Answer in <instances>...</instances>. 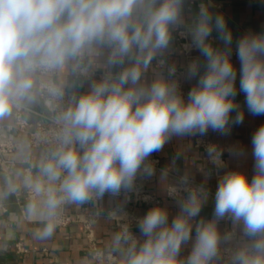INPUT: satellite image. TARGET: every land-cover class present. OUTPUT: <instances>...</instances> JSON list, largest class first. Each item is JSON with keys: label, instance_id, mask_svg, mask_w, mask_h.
I'll return each mask as SVG.
<instances>
[{"label": "clouds", "instance_id": "obj_1", "mask_svg": "<svg viewBox=\"0 0 264 264\" xmlns=\"http://www.w3.org/2000/svg\"><path fill=\"white\" fill-rule=\"evenodd\" d=\"M177 36L187 41L183 63L172 60ZM39 95L67 98L54 146L35 175L6 177L0 196L30 193L24 215L48 238L66 204L137 191L153 175L150 157L174 137L227 136L245 108L264 116V23L234 35L213 0H0V120ZM205 151L222 166L223 149ZM228 151L246 155L238 144ZM251 157V177L231 170L219 178L211 219L201 218L208 188L182 177L171 219L153 206L137 220L139 237L127 227L114 236L121 264H217L222 252L226 264H264V123ZM224 220L232 231H220Z\"/></svg>", "mask_w": 264, "mask_h": 264}, {"label": "crops", "instance_id": "obj_2", "mask_svg": "<svg viewBox=\"0 0 264 264\" xmlns=\"http://www.w3.org/2000/svg\"><path fill=\"white\" fill-rule=\"evenodd\" d=\"M213 3L216 5V10L226 14L234 35L238 36L249 28L259 30L260 24L264 23V6H261L259 0H213ZM233 59L235 62V57ZM172 60L177 63L186 61L181 51L176 53ZM186 87L189 90L190 84L187 83ZM85 90L86 88L81 89L80 92ZM237 101L243 108V95H239ZM20 107H23L25 119L33 126L31 129L46 120L45 113L47 112L39 96L35 102L22 103ZM14 110L11 116L0 120V125L10 126L14 123ZM244 111L243 124L234 126L229 135L222 136L209 131L206 136L224 150L223 157L227 163L224 168L225 172L243 170L251 177L253 174L251 136L255 129L264 123V116H251L246 108ZM10 135L16 143V151L12 155L16 166L11 172V177H14L17 172L24 173L26 167H29L35 175L37 171L35 165L44 155V151L30 149L25 136L16 129L11 130ZM237 144L245 149L246 155H230L228 149ZM155 154L161 159V170L153 172L152 177L149 178L148 187L160 198V204H138L125 195L118 198L104 197L99 201L101 217L95 227V234L99 246L105 251H111L120 256L119 252L112 250L114 236L121 232L118 223L108 216L112 209L121 208L128 213L142 217L149 208L159 205L169 210L171 219L177 213L178 207L176 201L166 198L165 189L172 183H178L179 177L187 176L208 187L214 188L218 185L212 177L211 167L204 161L205 154L194 147V137H174L160 152ZM5 178L0 169V190L4 188ZM17 183H20L19 180ZM24 191L25 189L20 187L18 192L24 193ZM90 204L91 202L68 204L67 209L70 212H76ZM213 208V196L209 195V201L202 209L201 218L211 219ZM38 227L41 226L26 219L22 209L16 203L15 193L0 196V264H53L54 259L49 253L57 256L59 264H104L92 259L81 224H73L64 229L56 228L54 234L48 238H41L37 235ZM218 227L222 233L232 231L231 222L227 220L221 221ZM19 242L35 251L17 254L15 245ZM43 249H48L49 253H44ZM189 251L190 245L183 249L182 256H186ZM221 263L222 257L217 261V264Z\"/></svg>", "mask_w": 264, "mask_h": 264}, {"label": "built area", "instance_id": "obj_3", "mask_svg": "<svg viewBox=\"0 0 264 264\" xmlns=\"http://www.w3.org/2000/svg\"><path fill=\"white\" fill-rule=\"evenodd\" d=\"M186 42L187 41L184 38L177 36V46L179 47V49H181V52H183L182 46ZM196 55L197 52L195 51L191 53L192 57H195ZM184 58L186 60L188 57L184 56ZM186 84L187 83L183 84V91L185 94L188 91ZM39 98L41 99L44 108L48 113V116L46 117V120L44 122L38 123L33 129H31L33 126L23 116V107H19L14 110V123L12 125L10 126L0 125V169L5 177H11V172L16 166V162L12 159V155L16 151V143L13 137L10 135L11 130L16 129L18 132L23 134L25 136L27 146L30 149L43 150L45 154L49 148L54 146L55 134L58 130V126L54 118L58 114V112L67 105V98H65L63 102L57 101L46 95H39ZM210 143H215V142L206 135L203 137L201 136L194 137V147L205 154L204 161L211 167L212 177L214 178L216 184H218L219 178L225 173L224 168L226 167L227 163L223 155L221 158L223 162L221 167L217 168L216 166H214L209 162L205 151V147ZM215 144L217 145V143ZM150 162L152 163L154 172L161 170V159L155 153L150 157ZM28 172L32 173L31 169L29 167H26L24 169V174ZM182 177L184 176L179 177L178 183H172L166 187L165 195L167 199L176 201L178 197L184 195L183 191L180 190V179ZM149 180L150 179L138 180L137 181L138 190L129 193L127 197L131 198L135 203L138 204H160L161 203L160 198L156 195V193L152 189L148 187ZM189 181L193 185L202 184L191 178H189ZM206 187L209 190V194L214 196L217 186L214 188L208 186ZM173 189H176L177 191L173 193ZM122 195L124 194H121L118 197H121ZM15 197H16L17 205L22 209L24 213L23 209L26 203L28 202L30 193H28L26 190L24 191V193L16 192ZM105 197H112V196L105 195ZM118 197H112V198H118ZM100 200L101 199H93L89 201L91 202L90 205L76 212L68 211L67 209L68 204H66L61 211L60 220L57 228L64 229L73 224H81L83 226V232L88 241V250L90 252L92 259L98 263L121 264V259H122L121 256L111 251H105L99 246L97 241V237L95 234V227L99 221V218L101 217V212L99 210ZM108 216L114 219L118 223V225L121 228V231L125 227H127L135 236L139 237L140 235L139 231L136 230L137 229L136 223L137 220L140 218L139 216H135L131 213H128L127 211H124L121 208L112 209L111 211H109ZM15 248L17 254L33 253L35 251L34 249L27 248L21 242L17 243L15 245ZM43 252L49 253L48 249H43ZM98 252L103 254L99 258L95 255V253ZM49 255H51L54 259L53 264H59L56 255H53L51 253H49ZM221 257H222L221 264H226L227 254L222 252Z\"/></svg>", "mask_w": 264, "mask_h": 264}, {"label": "water", "instance_id": "obj_4", "mask_svg": "<svg viewBox=\"0 0 264 264\" xmlns=\"http://www.w3.org/2000/svg\"><path fill=\"white\" fill-rule=\"evenodd\" d=\"M46 117L48 116V113H45Z\"/></svg>", "mask_w": 264, "mask_h": 264}]
</instances>
